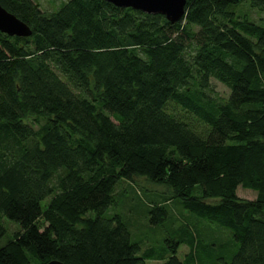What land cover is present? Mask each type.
Here are the masks:
<instances>
[{
    "label": "trees",
    "instance_id": "16d2710c",
    "mask_svg": "<svg viewBox=\"0 0 264 264\" xmlns=\"http://www.w3.org/2000/svg\"><path fill=\"white\" fill-rule=\"evenodd\" d=\"M0 3L33 30L0 32V240L4 217L20 227L0 264H197L196 223L169 219L176 199L233 232L228 264H264V17L249 12L264 0H187L175 23L105 0ZM137 176L173 192L150 210L182 234L167 253H142L108 216Z\"/></svg>",
    "mask_w": 264,
    "mask_h": 264
},
{
    "label": "rangeland",
    "instance_id": "374dc122",
    "mask_svg": "<svg viewBox=\"0 0 264 264\" xmlns=\"http://www.w3.org/2000/svg\"><path fill=\"white\" fill-rule=\"evenodd\" d=\"M64 1L39 0V3L44 11L54 12L63 6L64 3L62 2ZM61 3L62 5H60ZM249 6L251 7L250 3ZM245 9H249V7L245 6ZM258 11L251 12L249 9V12L257 21L264 17V13ZM213 83L220 95L229 96L230 90L228 87L217 80H213ZM172 193L168 186L156 184L143 176H137L134 181L121 180L116 186V202L108 211V216L120 214L123 217L130 226L132 240L140 244L142 253L149 249L155 250L158 254L167 253L171 239L180 240L182 234L171 229L168 220L163 224H153L150 210H152L153 204L158 203V197L161 195L171 197ZM237 194L239 197L249 200L257 197V191L242 186L238 187ZM50 200L51 198H48L44 204H49ZM215 200L207 199L206 201L215 202ZM169 216L171 221L175 219L174 224H172L175 227H178L180 223H188L189 221L196 223L193 231L199 236L196 252L197 264H228L237 253L240 243L235 240L233 232L229 228L212 223L186 209L180 199H176V202L170 207ZM3 222L8 229L6 235L0 240V246L5 245L14 236V233L20 229L17 222L7 217L3 218ZM188 246L187 243H182L179 248L178 257L182 261L185 260V255L190 251ZM169 256L170 254H167V257ZM165 261L166 259L160 260L157 257L146 260L144 264H165Z\"/></svg>",
    "mask_w": 264,
    "mask_h": 264
},
{
    "label": "water",
    "instance_id": "95a60500",
    "mask_svg": "<svg viewBox=\"0 0 264 264\" xmlns=\"http://www.w3.org/2000/svg\"><path fill=\"white\" fill-rule=\"evenodd\" d=\"M118 7H131L148 14L161 13L173 23L182 20L186 14L187 0H105ZM0 32L10 36L29 37L32 35V28L22 21L14 13L7 10L0 3ZM49 264H63L60 261L52 260Z\"/></svg>",
    "mask_w": 264,
    "mask_h": 264
}]
</instances>
